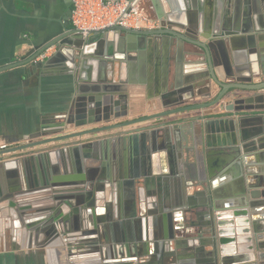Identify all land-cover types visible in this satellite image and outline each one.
<instances>
[{
  "label": "water",
  "instance_id": "obj_1",
  "mask_svg": "<svg viewBox=\"0 0 264 264\" xmlns=\"http://www.w3.org/2000/svg\"><path fill=\"white\" fill-rule=\"evenodd\" d=\"M70 16L71 7L68 10V17ZM174 24L170 21L167 26L162 25L155 29H131L113 25L86 35L74 28L62 26L44 43L30 47L21 60L0 67V72L26 64L46 68L54 61L56 55L63 51L73 61V67L78 65L82 69L88 61L93 58L95 61L100 55L99 51L86 52L85 47L89 45L95 44L97 48H100L107 44L108 40H113L114 36L135 42L161 35L174 37L180 42H187L202 49L208 66L206 76L219 88L212 99L186 104L187 99H184L183 95L186 94L184 97L189 98L192 86L174 87V90L168 94L171 97L168 102H162L164 109L132 120L111 124L107 123L110 117L120 115L118 105L125 102L126 87L123 89L113 85L96 86L95 89L91 87L89 94L93 96L82 97V105H79L82 107L76 106L74 109L75 118H81L82 125L87 122L92 124L95 120L104 121L105 125L62 133L65 125L72 122L71 118L60 122L54 121V118L51 125L43 120L38 133L30 137L31 141L7 150L44 146L23 158L25 161L36 163L42 183L35 188L25 189L0 184V211L15 208L17 196L23 197L26 201L29 199L28 196L33 194L32 197H35L33 204H23L21 208L29 210L36 206L33 208L38 209L23 213L28 217L38 213L40 216L35 219L40 218L44 222L49 219L50 222H54V224L46 225L47 230H56L66 216L82 211H86L89 216L88 229L69 236L71 240L65 243L64 240L61 241L63 252L61 263L78 264L77 262L97 259V264H152L149 259L143 260L145 256H149L148 258L155 259L154 263L158 259V264H166V262L175 264L173 257L176 252L173 249L165 252L164 260L159 256L158 247L165 244L171 248V242L174 244V249L180 247L176 232L181 229H175L174 212L175 209L192 203V206H188L189 211L194 208H200V210L194 211L197 219L191 227L197 228L199 236L202 235L203 230L207 236L201 244L199 239L196 247L188 245L189 242H187L186 249H191L192 253L182 255V263L178 264H264V219L257 216L260 206L264 207V189L260 192L256 191L258 184L264 185V80L255 81V78L264 76L262 43L259 42L257 46L253 35L248 36L245 48L246 67L234 68L227 61L215 62L218 38L213 34L189 22L186 25L177 24L178 29L172 28L176 26ZM257 39L260 41L261 36L258 35ZM50 47L57 48L53 56L38 60V56ZM107 56L112 57V54ZM95 62L103 64L104 61L96 60ZM244 71L247 72L246 75L242 74ZM114 92L121 94L114 99L112 95ZM167 105L173 107L166 109ZM207 108H214L216 111L213 114L219 117L213 120L204 119V115L190 117L193 120L202 119L190 149L194 160L192 166L195 171L201 167L206 175L202 181L195 179L192 182L193 178L190 174L192 166L188 163L190 150L183 147V136L179 126L173 123L174 119L167 118L182 112ZM245 112L256 113L243 114ZM225 114H236L238 118L230 120ZM248 115L249 117H246ZM178 119L182 120V117ZM145 122L151 123L124 129ZM191 126L193 125L190 124ZM98 133L105 135L96 136ZM215 133L220 134L215 136ZM85 136H90L89 138L92 139L81 142V138ZM167 146L177 154L176 159H181L184 153V166L188 167L186 171L172 168L169 179L184 182L186 187H199L203 192L198 191L187 198L184 197L182 204L178 199L168 198L166 201L159 197L157 202L161 205L160 210L154 213L151 211V207L156 206L155 203H151L146 210L140 209L141 216L145 220V228L143 230L142 219H140V224L137 226L138 236L133 235L132 230H130L131 233L128 232L129 230L126 232L123 230L124 238L115 239V234L109 235V232H113L112 228H132L130 224L115 221V216H119L121 220L120 210L115 208L117 190L122 185L134 187L141 178L146 183L151 174L149 164L154 156L153 153L159 147L168 148ZM214 146L221 147V153L224 156L217 164L209 162L210 152L212 153ZM2 152L4 151H0ZM251 152L259 163L257 171L250 170L249 165L244 161L245 156ZM126 154L131 156L133 165L131 170L130 166L127 168L125 164ZM121 158L122 160L119 161ZM69 160L76 161L75 168L79 174H75L74 177L70 175L72 170ZM247 175L258 179V184L248 181L251 177ZM218 177L231 178V181L238 180V182L234 188L219 189L220 187H214L213 180ZM138 190L140 191L139 188ZM86 193H91L89 202L80 204L78 201L74 203L71 199L65 201L68 196ZM203 193L205 199L195 201V194ZM190 197L194 199L192 202ZM138 200L141 202V197L138 196ZM63 204L69 206L68 213L63 211ZM102 208L104 212L100 213ZM96 211H99V214L96 215ZM158 214L162 219L169 220L163 234H157L155 223L148 225V217L150 215L155 217L154 215ZM56 235V237H62L58 232ZM150 243L153 246L152 254L147 253ZM168 257L172 258L168 260Z\"/></svg>",
  "mask_w": 264,
  "mask_h": 264
},
{
  "label": "crops",
  "instance_id": "obj_2",
  "mask_svg": "<svg viewBox=\"0 0 264 264\" xmlns=\"http://www.w3.org/2000/svg\"><path fill=\"white\" fill-rule=\"evenodd\" d=\"M138 2L145 8L148 15L159 21L158 26H167V23L171 21L176 25L172 28L176 29L177 24L186 25L189 22L199 29L213 34L218 38L216 39L214 57L216 63L219 60L227 61L234 68L239 66L244 69L246 67L245 48L250 35H253L254 43L257 46L259 42L262 43L264 50V0H138ZM70 7L71 0H0V67L21 60L30 47L44 43L62 26L72 28L70 17H68ZM258 35L261 36L260 41L257 39ZM55 51L57 48L52 47L47 57H52ZM85 51H99L100 55L95 61L103 60V64L101 62L98 64L93 58L82 69L78 65L73 67V61L69 55L62 51L46 68L26 64L0 72V144L23 141L27 143V139L30 140L31 136L38 133L43 120L51 125L54 118V121L57 120V122L72 119L71 123L65 125L62 133L105 125L104 121L96 120L92 124L87 122L82 125L81 118H75L74 109L76 106L82 107L79 106L82 105V97L92 95L89 94L91 87L93 89L96 86L109 85L122 87L119 89L126 87L125 102L118 105L120 115H112L107 122L111 124L132 120L164 109L162 102H168V99L171 98L168 94L174 90V87L192 86L190 97L185 98L186 94L183 95V98L187 99L186 104L212 99L219 90L212 79L206 76L208 66L203 50L190 43L180 42L174 37L155 35L146 40L134 42L114 36L113 40H108L107 44L100 48L92 44L85 47ZM109 54H112V57H108ZM242 74L246 75L247 72L244 71ZM261 80H264V76L255 78V81ZM120 94L114 92L112 95L116 99ZM171 107L173 106L167 105L166 109ZM214 111H216L214 108L193 110L170 116L167 119H174L173 123L179 126L183 136V147L190 150L195 132H198L200 123H202L201 118L193 120L190 117L204 115V119L213 120L219 117L213 114ZM247 113L251 115L256 112ZM225 116L230 120L238 118L236 114H225ZM180 117L182 120L178 119ZM248 121L250 122L251 119ZM149 123L151 122L124 129L149 125ZM80 124L81 126H79ZM190 124L193 126L190 127ZM102 135L105 134H96V136ZM89 137L85 136L80 141L85 142L92 139ZM214 142H216L215 139ZM221 149L219 146L212 147V153L210 152L209 156L210 163L217 164L224 158ZM192 153L190 150L189 166L194 163ZM27 155L0 161V184L7 187L21 185L24 175L27 176L32 171H36L34 175L39 174L34 161L23 160ZM153 155L149 164L151 174L146 183L141 178L134 187L122 185L117 190L115 208L120 210L121 220L119 216H115V221L130 224L132 228H112L113 232H109V235L115 234V239L124 238V234L128 230L129 233L132 230V234L138 236L137 226L140 224V219H142L143 230L145 228V220L141 216L140 209L146 210L151 203H155L156 206L151 207V211L154 213L158 209L160 210L161 205L157 202L159 197L166 201L168 198L178 199L182 204L184 197L187 198L198 191L203 192L199 187H186L184 182L169 179V172L172 168L185 171L188 169L184 166V153H182L181 159H176L177 154L170 147H159ZM130 157L126 154L125 164L127 168L130 166L131 170L133 165ZM244 161L249 165L250 170L257 171L259 163L253 152L245 156ZM69 164L72 170L70 175L74 177L75 174H79L75 168L76 161L69 160ZM191 168L192 182L195 179L202 181L206 176L203 169L198 167L195 171L193 166ZM247 177H251L248 181L255 185L258 184V179L251 175H247ZM213 180L215 181L214 187H220L219 189L234 188L238 182V180L231 181V178L224 177ZM263 189L264 185L259 186L258 184L256 191L260 192ZM195 195V201L205 199L204 193ZM75 196L78 194L68 196L65 201L71 199L75 203ZM138 196L141 197V202L138 200ZM189 199L191 202L194 200L192 197ZM192 205V203L183 205V207L175 209L174 212L175 229H181L176 232V239L179 241L180 247L174 249L172 242L170 243L171 248L165 244L158 247L159 256L163 258L165 252L173 249L176 252L173 257L175 264L182 263V255L192 253L191 249H186L187 242H189L188 245L196 247L199 244V239L201 244L207 236L204 230L199 236L197 228L191 227L197 219L194 211L200 210V208H194L189 211L188 206ZM62 208L66 213L70 211L67 204H63ZM36 209L38 208H34V210ZM259 209L260 212L257 216L264 219V207L260 206ZM99 211H96V215L99 214ZM103 212L102 208L100 213ZM128 214L130 216H127ZM39 216L40 214L37 213L24 221L15 218L10 222L9 219H6L4 223L0 219V264H62L61 241L64 240L65 243V241L71 240L69 238L72 235H77L78 231L89 228L87 225L89 216L86 211L66 216L60 222V227L56 225V230H47L46 225L54 224V222H50L49 219L48 223L40 218L35 219ZM154 216L148 217V225L155 223L157 234H163L164 227L167 229L169 220L162 219L159 214ZM205 218L207 219V217ZM146 227L149 226L146 224ZM57 232L62 235L61 238L56 237ZM148 247L147 253L152 254V243ZM202 247L209 249L205 245ZM148 257L145 256L143 260L149 259L152 264H158V259L154 263L155 259ZM171 258L168 257V260ZM77 263L97 264L98 260Z\"/></svg>",
  "mask_w": 264,
  "mask_h": 264
},
{
  "label": "built area",
  "instance_id": "obj_3",
  "mask_svg": "<svg viewBox=\"0 0 264 264\" xmlns=\"http://www.w3.org/2000/svg\"><path fill=\"white\" fill-rule=\"evenodd\" d=\"M70 24L83 35L113 25L131 29L160 27L159 21L148 15L138 0H71ZM51 48L40 54L37 59H45Z\"/></svg>",
  "mask_w": 264,
  "mask_h": 264
},
{
  "label": "rangeland",
  "instance_id": "obj_4",
  "mask_svg": "<svg viewBox=\"0 0 264 264\" xmlns=\"http://www.w3.org/2000/svg\"><path fill=\"white\" fill-rule=\"evenodd\" d=\"M29 141H31V140L27 139V143ZM22 144H25V141L20 142V143H5V144L2 143V144H0V151H4V152L0 153V161L1 160H7V159H10V158L20 157V156H23V155H27V154H30V153H32L34 151L37 152L42 147H44V146H38V147H32V148H28V149L7 151L10 148H13V147H16V146H19V145H22ZM2 146H4V148H1ZM32 196L33 195L28 196L29 199H27L26 201L23 199V197L17 196L16 199H15L17 201V205H16L15 208L6 209V210H3V212L0 211V219H1V221L4 223V221L6 219H9L10 222L13 221V219H15V218L19 219L20 221L21 220L24 221L25 219L26 220L30 219L31 217H28V215L26 216L23 212L24 211L29 212L30 210H34L33 207H36V206H33V207L29 208V210H24L23 208H21L22 207L21 205L27 204V203L33 204V201H35V197H32ZM6 236L9 237L8 235H6ZM66 263H62V264H66Z\"/></svg>",
  "mask_w": 264,
  "mask_h": 264
},
{
  "label": "flooded vegetation",
  "instance_id": "obj_5",
  "mask_svg": "<svg viewBox=\"0 0 264 264\" xmlns=\"http://www.w3.org/2000/svg\"><path fill=\"white\" fill-rule=\"evenodd\" d=\"M33 153V152H32ZM35 153V152H34ZM32 171V170H31ZM36 171H32L29 175H24L22 177V184L21 185H17L16 187H20V189H25V188H35L37 186H39L42 182L40 180V176L39 174L34 175ZM14 187V186H13ZM74 198H76V201L80 202V204L82 203H86L89 202L91 200V193H86V194H79L78 196H75Z\"/></svg>",
  "mask_w": 264,
  "mask_h": 264
}]
</instances>
